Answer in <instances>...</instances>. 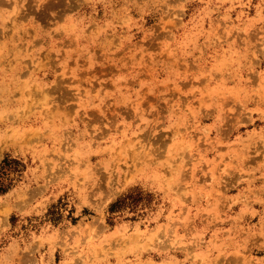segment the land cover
I'll return each mask as SVG.
<instances>
[{"label":"rangeland","instance_id":"obj_1","mask_svg":"<svg viewBox=\"0 0 264 264\" xmlns=\"http://www.w3.org/2000/svg\"><path fill=\"white\" fill-rule=\"evenodd\" d=\"M0 264H264V0H0Z\"/></svg>","mask_w":264,"mask_h":264}]
</instances>
